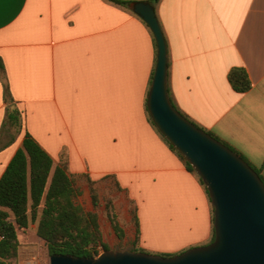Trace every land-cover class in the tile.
Returning a JSON list of instances; mask_svg holds the SVG:
<instances>
[{
	"label": "crops",
	"instance_id": "obj_1",
	"mask_svg": "<svg viewBox=\"0 0 264 264\" xmlns=\"http://www.w3.org/2000/svg\"><path fill=\"white\" fill-rule=\"evenodd\" d=\"M157 14L177 106L264 175V0H160ZM154 38L133 9L109 0H0V178L29 132L56 164L68 161L87 202L83 179L115 183L119 220L135 241L138 217L137 248L178 254L210 243L213 208L149 119ZM235 67L249 75L247 92L229 82ZM5 83L21 112L12 136Z\"/></svg>",
	"mask_w": 264,
	"mask_h": 264
},
{
	"label": "water",
	"instance_id": "obj_2",
	"mask_svg": "<svg viewBox=\"0 0 264 264\" xmlns=\"http://www.w3.org/2000/svg\"><path fill=\"white\" fill-rule=\"evenodd\" d=\"M132 9L150 26L157 44L148 113L204 182L213 208L215 239L173 256L107 249L97 257L51 254L50 264H264L263 179L240 154L173 105L168 92V45L159 17L149 2H136Z\"/></svg>",
	"mask_w": 264,
	"mask_h": 264
},
{
	"label": "trees",
	"instance_id": "obj_3",
	"mask_svg": "<svg viewBox=\"0 0 264 264\" xmlns=\"http://www.w3.org/2000/svg\"><path fill=\"white\" fill-rule=\"evenodd\" d=\"M109 1L129 9H132L133 4L138 2L133 0ZM145 2L151 3L157 13V5L160 0H147ZM2 70L3 65L0 64V72ZM228 78L233 89L237 92H247L252 87L249 75L243 68H232ZM168 92L173 105L187 119L225 143L249 162L235 147L219 138L212 131L201 127L184 113L174 101L169 84ZM4 99L7 104V118L3 124V129L9 130L12 127H16V133H20L22 128L21 112L15 106V100L6 83ZM149 119L154 125L150 115ZM158 132L160 133L159 130ZM13 137L10 142H13ZM164 139L171 149L177 152L185 161L187 168L196 173L193 166L186 161L165 137ZM250 165L264 181L262 169L252 163ZM199 179L204 185L202 179L200 177ZM90 183L93 202L95 207H97L98 197L94 187L95 182L90 181ZM206 191L209 195L207 188ZM80 195L81 191L69 172L68 161L62 159L56 164L49 152L29 132H26L22 146L17 150L0 178V234L2 236L0 239V264H14V261L19 257L21 245L18 229H26L31 221L37 220V235L45 241L49 255L69 254L75 257H97L99 246H103V251L107 250L108 247L103 244L99 214L97 211H87L79 204L78 198ZM106 214L117 237L123 240L126 233L112 201H109L106 205ZM134 220L137 226V242L140 230L136 214L134 215ZM214 239L215 229L213 225V236L210 242ZM132 250L144 251L139 248H133ZM162 255L173 256L175 254Z\"/></svg>",
	"mask_w": 264,
	"mask_h": 264
},
{
	"label": "rangeland",
	"instance_id": "obj_4",
	"mask_svg": "<svg viewBox=\"0 0 264 264\" xmlns=\"http://www.w3.org/2000/svg\"><path fill=\"white\" fill-rule=\"evenodd\" d=\"M16 129H17L16 127L10 128L9 134L11 136L12 134H16ZM8 139L9 136H5V139H3V141L5 142ZM83 181H85V183L86 182L89 183V187H90L91 183L88 180V178L83 179ZM83 181H82V185L84 183ZM94 187L96 188V195L98 197V206L95 207L92 194H91V198L88 201L93 205L94 211H97L99 214L100 226L103 233V244H105L109 249L112 250H117V249L132 250L133 248H137V242L135 240L130 239V237L127 236L126 234L123 240H120L117 237L116 233L114 232L111 226V222L106 214L107 203L109 201H112L115 206L114 194L120 190L116 188L115 183L111 182L109 179H105L99 184H94ZM79 189L81 191V194H83L82 188L79 187ZM78 202L87 211H89L87 208L90 207V204L85 200V198L82 195L78 198ZM134 212L135 211L133 210V213ZM37 227H38V220L31 221L29 227L26 229H18V236L21 245H20L19 257L14 261V264L28 263L29 261L34 262V264H50V255L48 252V247L45 241L37 235ZM102 249L103 246L101 245L98 251L102 253L103 252ZM147 253L159 254L153 252H147Z\"/></svg>",
	"mask_w": 264,
	"mask_h": 264
},
{
	"label": "built area",
	"instance_id": "obj_5",
	"mask_svg": "<svg viewBox=\"0 0 264 264\" xmlns=\"http://www.w3.org/2000/svg\"><path fill=\"white\" fill-rule=\"evenodd\" d=\"M1 238H2V236H1V234H0V239H1ZM100 247H101V246L98 247V250L100 249ZM102 251H103V249H102ZM100 253H101V252L99 251L98 256L100 255Z\"/></svg>",
	"mask_w": 264,
	"mask_h": 264
},
{
	"label": "bare ground",
	"instance_id": "obj_6",
	"mask_svg": "<svg viewBox=\"0 0 264 264\" xmlns=\"http://www.w3.org/2000/svg\"><path fill=\"white\" fill-rule=\"evenodd\" d=\"M29 263H30V264H34V262H31V261H30Z\"/></svg>",
	"mask_w": 264,
	"mask_h": 264
}]
</instances>
